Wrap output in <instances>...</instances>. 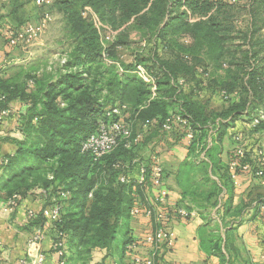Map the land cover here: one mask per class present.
Instances as JSON below:
<instances>
[{
  "label": "trees",
  "instance_id": "16d2710c",
  "mask_svg": "<svg viewBox=\"0 0 264 264\" xmlns=\"http://www.w3.org/2000/svg\"><path fill=\"white\" fill-rule=\"evenodd\" d=\"M31 1L35 4L34 0H9L0 10L7 8V15L23 24L24 16H17L27 11ZM57 5L66 20L70 48L58 67H31L26 77H5L0 72V115L10 110L0 118V125L13 120L21 133L11 140L15 151L0 159V198L15 199L10 205L15 212L28 195L39 197L42 206L29 212L26 228L44 232L48 226L54 235L53 246L63 242L58 263L87 264L100 249L116 256L115 264H125L126 255H134L133 244L138 242L132 236L131 210L137 202L146 208L156 206L149 189L136 180L140 166H150L151 154L157 153L154 145L146 153L145 149L155 137L165 140L169 133L162 125L180 114L188 119L194 138L176 174L184 202L168 208L173 213L181 207L198 212L204 220L203 250L232 264L237 249L230 235L235 227L250 207L264 219L260 210L263 193L249 204L233 207L228 158H222L228 129L243 117L248 122L242 129L249 140L245 150L254 152L262 139L264 121L257 126L250 122L259 110L264 111V73L257 67L249 71L248 63L264 51V33L259 35L264 28V0H250L243 7L247 22L242 27L237 17L242 5L231 0H58ZM91 12L101 27L86 16ZM132 32L142 43L158 38L164 55L145 58L138 53L136 62L120 63L118 48L128 45ZM182 37L188 41L182 42ZM140 63L152 66L148 73L154 84L138 77ZM212 67L225 70L233 83L216 81ZM200 68L209 77L210 95L203 91V79L196 76ZM214 83L220 84V93L225 89L231 95L224 100L231 105L219 112L208 111L205 103L212 97ZM188 84H194L196 92L186 88ZM16 102L25 109H14ZM114 107H120L122 115L112 119L123 118L133 135L146 122L149 128L130 146L120 142L96 157L83 144L98 131L101 121L110 119L107 112ZM217 119H221L219 128L208 146L209 128ZM185 132L183 128L174 133L184 137ZM236 134V129L230 134V144ZM164 173L166 180L165 167ZM63 192H67L65 197ZM55 205H60L59 218L50 221L44 211ZM150 219L154 232L159 224L154 216Z\"/></svg>",
  "mask_w": 264,
  "mask_h": 264
},
{
  "label": "crops",
  "instance_id": "0c3cea01",
  "mask_svg": "<svg viewBox=\"0 0 264 264\" xmlns=\"http://www.w3.org/2000/svg\"><path fill=\"white\" fill-rule=\"evenodd\" d=\"M27 5L34 6L35 4L31 1ZM5 44V39L0 33V72L5 77H9L15 75L14 71H9L11 65L24 64V61L32 60L33 48L31 49L32 52L24 48L13 50ZM36 44L38 45L39 41ZM12 55L19 57L16 58L17 60H10ZM198 72L196 76L203 79L205 84L203 86L204 93L210 95L212 87L207 84L209 77L201 72V68ZM188 87L194 90L195 85L191 84L189 86L188 84L186 88ZM186 91H189V89ZM194 92L196 91L194 90ZM227 107L228 104L225 103L220 110L222 111ZM14 109L21 112L25 109V105L16 102ZM217 110L219 109H215V112ZM240 120L243 119H239L238 122ZM246 123L242 121L241 128L245 127ZM237 124L236 122V126H238ZM236 126L229 128V134L224 140L222 153L224 160L227 159V151L231 146L229 145L230 134L235 129L237 130ZM165 136V140H161L162 136L155 137L150 144L151 147L148 146L145 149V153L151 150L153 145L155 146L156 150L154 151L160 154L166 170L165 183L170 193L169 203L172 207H179L184 201L182 191L176 180V174L180 163L188 156V143L185 137L180 134L171 133ZM20 137L21 133L16 128V122L13 120L7 119L0 125V159L4 154L15 151V144L11 140ZM261 193L264 194L263 179L248 174H240L237 178V184L233 182L231 190L233 207L249 204L253 198ZM252 204L255 205V203ZM41 206L39 197L28 195V198L21 202L16 211L12 212L8 210V202L5 198H0V264H19L24 257L32 259L36 252L44 253L46 256L43 264H58L59 255L52 247L54 235L50 232L48 226L44 229V238L38 248L35 249L29 245L35 229L26 228L28 215L31 211L40 210ZM152 223V219L145 214L131 216L132 236L138 242L134 247V255H126L125 264L131 262L137 256L142 257L144 260L149 258L153 264H168L170 262L178 264H228V262L221 261L220 256L209 254L210 251L205 252L203 250L201 246V227L204 220L195 210L194 214L188 218L176 216L167 221V229L174 239V244L170 248L163 246L153 252L149 246L143 244L142 238L152 231ZM230 239L237 249V252L232 254V264H264V219L257 215L253 207L249 208L247 214L243 216L242 222L235 227ZM93 253L94 261L91 264H115L116 256H107L106 250L97 249Z\"/></svg>",
  "mask_w": 264,
  "mask_h": 264
},
{
  "label": "built area",
  "instance_id": "2783aa9c",
  "mask_svg": "<svg viewBox=\"0 0 264 264\" xmlns=\"http://www.w3.org/2000/svg\"><path fill=\"white\" fill-rule=\"evenodd\" d=\"M37 6H47L51 3V0H34ZM90 10V9H87ZM93 15V20L98 27L102 24L99 21L97 15L91 12ZM52 20V15L49 12H44L42 18L36 22L26 23L21 28H8L4 31L3 35L7 43L11 47H21L30 48L32 47L39 36L43 34ZM143 45H147L144 42ZM139 76L145 81L150 83H155L153 77L148 73V71L139 66L137 69ZM181 84L184 82L183 79L179 81ZM32 84V81H30ZM156 85L153 86V93L155 94ZM224 100L230 99L231 95L223 89L221 91ZM125 108V106L123 107ZM10 111V110H9ZM9 111H3L0 118L9 114ZM114 115H122V109L120 107H114L107 112V116L110 118L107 121H101L99 124V129L96 133L90 135L83 144V149L92 152L96 157H101L110 151H112L120 142H125V145L130 146L132 142H137L143 137V131L149 128V123L143 124V130L137 131L133 135L132 128L123 118L112 119ZM221 119L210 125L209 135L207 138L208 146L212 145L213 135L219 128V123ZM264 121V111L259 110L257 114L252 117L250 122L252 126H257ZM188 119L183 118L180 114H175L169 117L165 123L162 125L163 130L167 133L170 131H175V129L185 128L184 137L187 143H191L194 138L192 129L188 125ZM215 125V126H214ZM245 131L242 129H237V134L233 136V143L230 149L227 151V163L229 167V172L231 179L234 184H237V178L240 174H248L250 176L263 179L264 180V130L261 132L260 144L256 147L254 152H247L245 150V144L248 143V138ZM201 157L205 158V153L201 154ZM150 166L141 165L138 171V178L136 179L141 185H145L149 189L154 207L146 208L140 204L131 210V215L135 216L144 213L147 217L155 218V222L159 224V227L154 232H149L145 237L142 238L144 245L149 246L153 252L161 249L163 246L172 247L174 244V239L167 229V221L175 218L176 216L188 218L194 211L189 212L185 208H179L175 213L170 212L168 207H171L169 203V190L165 183V173L164 165L161 156L158 153L151 154ZM122 180L124 178L122 177ZM62 195L65 197L67 192H63ZM91 196V195H90ZM264 200V199H263ZM15 203V199L8 201V207L10 211L12 208L10 205ZM59 207L60 205H55L54 207H47L44 211V215L50 219V221L57 220L59 218ZM260 210L264 212V201L260 204ZM49 222V221H48ZM44 238V232L41 229H36L30 238L29 245L35 249L38 248L40 243ZM135 244H137L135 242ZM133 244V247L136 245ZM54 250L58 253L59 257L63 255V242H57L53 246ZM46 257L41 252H36V255L32 259L22 258L19 264H43ZM58 264H66L65 261H60ZM132 264H153L151 260H144L142 257L137 256L132 261ZM168 264H178L175 262H170Z\"/></svg>",
  "mask_w": 264,
  "mask_h": 264
},
{
  "label": "rangeland",
  "instance_id": "374dc122",
  "mask_svg": "<svg viewBox=\"0 0 264 264\" xmlns=\"http://www.w3.org/2000/svg\"><path fill=\"white\" fill-rule=\"evenodd\" d=\"M8 1L9 0H0V5L8 3ZM12 1H14V0H12ZM23 1H25V0H23ZM231 1L237 2L238 4L242 5V10L238 11V14H237L238 23L240 24V27H242L247 22L246 17H245V14L247 13V11L245 9H243V7L246 4H248L250 2V0H231ZM57 2H58V0H51V3L45 7L36 6V5H34V6L27 5L26 6L27 8H25V9L27 11H29V15L27 16L28 12L25 10L27 12V14H26V12H22L21 15L17 16V19H20L21 16L22 17L24 16L23 17L24 18L23 24H17L18 20L14 19V20H16V22H15L10 16L7 15L8 9L7 8L6 9L1 8L0 15H4L0 21V33H1L2 37H4L3 33H2V30L4 28H8V27L19 28V27H22L26 22L27 23L36 22L40 18H42L44 12H49L52 15L51 22L47 26L45 32L39 36V38L37 39L35 44L30 48H24V49L29 50L30 52H32L31 49L33 48L32 60H27L26 62L24 61V64H13L10 66L11 69L9 71H14V73L17 76L20 75V77H26V75H28L27 73H29V70H31V67H38L40 69H44V68L48 67V68L56 69L58 67L57 63H58L59 59H61L67 53V48H69L68 47V40L66 38L67 37V24H66V20L63 16V13L59 10ZM86 16L89 19L93 18V15L91 13L87 14ZM263 33H264V28L260 31L259 35L262 36ZM157 39L158 38L153 37L151 43L147 42V45L144 46L143 43L141 42V39H139V37L136 35V33L132 32L131 33V39H130V42L128 43V45L121 46L118 48L117 52H118L120 63L123 62L124 64H128V63L136 62V59H137L136 55L138 53H140L142 56H145V58L146 57L148 58L150 56L157 57V55L162 57L165 53L164 52L165 48H163L161 41H159ZM38 41H39V44L37 45L36 43ZM181 41L185 42L184 37L181 38ZM187 41L188 40H186V42ZM190 42H191V40L189 39V43ZM239 42H242V40ZM239 42H237V43H239ZM5 43H6L5 44L6 46H8L9 48H11L13 50H16V49L18 50L19 48H21V47L9 46L6 39H5ZM35 45H37V46H35ZM244 48H245V46H244ZM149 53H151V55H148ZM18 57L19 56H17V55H12L10 60H17L16 58H18ZM148 65H149L148 63L147 64L140 63V64H138L136 69H139V66H141L148 71L149 68H152V66H148ZM248 65H249V71L252 70L253 67L254 68L257 67V69H259V68L262 69V71L264 73V51L263 50L259 51V53L257 55H255L250 60ZM226 67H227V64H226ZM213 70L215 71V75H213L214 71H212V69L210 68V72H211L212 76L216 79V81L227 79V81H224L225 83H227V84L233 83L231 76L229 78L227 75V72L225 70H222V69L217 70L214 68H213ZM137 71L138 70H136V74L138 75V77H140ZM210 80H213V79L210 78ZM207 84L210 85L209 80L207 81ZM216 84L214 83L216 88L212 94L211 99L208 102H205L208 104L206 107L208 111H214L215 112V109H219L216 111V112H219V111H221L220 110L221 107H224L225 103L228 104V106L231 105L230 103H227L226 101H224L222 94L220 93V89H218V87H219L218 85H220V84H217V85ZM261 105H262V108L264 109V100H263V102H261ZM241 119H243V120H240V122H238L239 120L237 121L238 126H236V124H234V126H236L237 129H243L240 126L242 121L247 122V120H244L245 119L244 117ZM175 130H179V129H175ZM228 131H229V129H228ZM174 132L175 131H172V132L170 131L169 134L174 133ZM229 145L232 146V144H230V141H229ZM231 146H229V149L231 148ZM93 259H94V255H93V258L91 256V258L88 260L87 263L91 264L92 261H94Z\"/></svg>",
  "mask_w": 264,
  "mask_h": 264
}]
</instances>
